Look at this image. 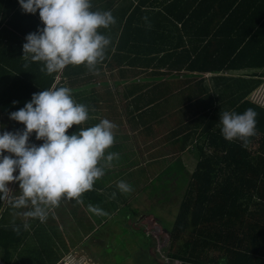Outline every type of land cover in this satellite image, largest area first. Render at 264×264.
<instances>
[{"label": "trees", "instance_id": "1", "mask_svg": "<svg viewBox=\"0 0 264 264\" xmlns=\"http://www.w3.org/2000/svg\"><path fill=\"white\" fill-rule=\"evenodd\" d=\"M127 19L128 17L114 51V42L110 39L104 59L97 63L95 70L90 71L83 64H69L60 72L47 74L46 71H41L43 62H34L30 55H23L22 46L26 43V35L36 32L38 27L43 28L39 10L34 14L26 13L18 0H0V134L7 127L11 128V132L21 130L22 123L10 119L9 113L24 107L33 93L46 90L53 84L56 87H68L77 103L89 106L91 102L95 107L98 100L96 97L99 95L95 91L96 79L101 75L99 71L102 66L110 71L115 67L119 70L135 68L138 67L137 64L145 65L139 66L144 68L154 66L155 70L163 68L166 74L175 76L170 78L173 83L182 68L190 71L193 68L214 72L221 70L224 63L204 61L199 64L187 61L186 58L189 60L190 55L177 56L175 47L169 48L155 64L138 63V59L150 54H153V59L149 57V60L155 61L160 49L152 48L151 51L154 52L150 51L146 55L144 47L139 49V45L135 43L141 41L139 37H132L130 47L128 30L125 28ZM112 30L113 25H110L106 29H98V32L107 37ZM243 38L240 37L236 44L245 45L237 53V57H233L228 63L227 69L262 68L263 61L251 60V57L246 56V49L250 44ZM254 76L215 77L210 79L213 84L211 88L201 79L196 86L191 87L195 93H189L183 99L186 100L184 114L188 113L190 117H186L180 132L186 130L185 140L194 139V146L189 150L194 157V169L189 173L190 179L171 229L166 232V263L168 260L178 261L180 264H264V108L246 99L260 85V77L264 78V72ZM191 81L180 83L191 84ZM167 85V96H171L169 92L175 87ZM141 86L130 87L127 95H132V101L152 104L154 98H146L140 92ZM212 89L214 92H210ZM253 98L259 100L258 95L252 96ZM13 101L17 103L13 104ZM248 108L254 109L258 114L255 135L248 139L246 145L238 139L231 142L225 140L221 134V114L224 111L242 114ZM89 111L88 108V114ZM138 111L140 113L143 110L140 107ZM81 128H84L82 124L73 125L67 130V134ZM2 155L10 153L4 152ZM174 162L180 163L181 168L185 169L183 160ZM109 195L112 198L107 205L116 207L114 198L117 193L115 196ZM3 202L0 200V249L4 246L7 249L12 242L14 245L20 244L25 238L26 229L16 222L14 225L19 228V232L13 231V225L6 220L10 204L4 205ZM196 234L198 237H195ZM208 248L222 251V256L217 259L209 255L205 257Z\"/></svg>", "mask_w": 264, "mask_h": 264}, {"label": "crops", "instance_id": "2", "mask_svg": "<svg viewBox=\"0 0 264 264\" xmlns=\"http://www.w3.org/2000/svg\"><path fill=\"white\" fill-rule=\"evenodd\" d=\"M103 1L105 0H97L95 3H92L90 0L91 10L94 11L97 5L100 6L104 3ZM107 11H110L115 18V23L112 24L113 30L107 35L114 42L112 51H114V46L119 40L126 17L128 19L125 28L128 30L127 39L130 40L128 41L130 47H132L131 43H133L131 41L132 37H139L141 41H135V43L139 45V49L144 47L146 55L152 48L160 49L155 61L151 62L149 60V57H153V54H150V56L138 59V63H144L146 65L148 63H150L149 65L155 64L172 47H175L177 56L183 57L184 55H190L191 58L188 60L187 57V61L199 62V64L204 61L224 63L223 66L221 64L222 68L218 72L209 70L202 71L195 68L190 71L182 68V70L178 71V75L176 74L177 80H174L175 83L173 81L169 83L168 81V79L174 78L175 76L166 74V70H163V68L155 70L154 66L144 68L139 66L145 65L137 64L138 67L122 68L120 70L115 67L111 73L114 74L116 72L117 77L113 80L110 77L112 74L106 75L105 72L103 74V71H99L101 77L104 75V78L100 80L101 82H99L98 78L96 79L95 91L99 93L103 89L109 92L112 86L116 89L119 88V91L116 90L115 92L114 89L111 90L112 93L107 95H97L96 98L98 100L95 103V107L91 105V102L89 106L86 105L90 109V114H88L89 119L82 124V127L94 126L102 119H110V121L116 122L118 127L113 130L114 143L106 150L105 154L107 155L109 152L118 153L119 158H122L125 157V152L128 151L126 161L124 163L122 162V165H126L131 157L136 156V149L140 146L136 142V137L142 134L144 136L142 143V149L145 147L144 155L152 157L153 160L144 163V166H140L139 168L147 167L146 176L150 178L151 176L149 175H153L157 178L158 174L162 172V168L167 167V160H178L180 157L184 158V153L182 152L177 151L173 153L171 144L174 142L177 144L178 136L185 135L186 130H182L180 134H173L174 130L166 128V124L168 121V113H172L173 109H177V112L180 109L182 110L186 101H183L184 97L189 93H195L191 87L196 86V83L201 79L211 88L213 84L210 79L215 77L254 78V75L258 76L259 73L264 72V65L259 69H227L228 63L233 60V57H237V53L245 45L242 43L240 45L236 44L240 37H244L243 39L248 40L250 44V47L246 49V56L251 57V60L263 61L264 63V0H116L115 2H111V6ZM123 14H125L124 17H121ZM260 79H262L261 83H263L264 78L260 77ZM189 80H192L191 84L188 82L180 83L181 81ZM167 84L175 87L169 93H174L175 97L182 100L180 103L167 101V97L163 99L168 93ZM140 85H142L140 92H143L146 98H154L152 104H145V101H132V95H127L130 87ZM189 88H191V92ZM255 90L250 92V94ZM210 92H214V90L212 89ZM117 93L121 94V101L126 103V107L130 109L127 112L128 115L122 109L118 108L122 104L121 102L117 108L115 107L119 110L118 112L111 110L105 113L101 111L100 105L102 102L109 109H111L110 107H114L112 105L114 101L116 102L115 98ZM260 94L258 93L259 98L261 96ZM246 99L249 100L248 98ZM136 107L139 109L141 107L143 111L139 113V109L137 110ZM112 113L116 115L111 116ZM181 114V117L174 118L175 125L183 124L186 120L184 113ZM42 143L43 141L40 142V144ZM35 145H38V142ZM127 145L133 146L134 149L127 148ZM178 147L181 148V145ZM142 149L140 148L141 152ZM188 153L191 152L188 151ZM111 163L105 164L104 161H101V165L104 167V175L95 181L92 190L82 194L81 199L86 204L89 201L98 200L101 196L104 198V192L106 191H110L112 195L114 193L113 191L117 189L116 184L119 181H124L130 185H132L131 182H137L138 180L142 182L143 175L138 179H134L136 169L134 170L133 168L128 171V165H126L122 174L121 172L117 174L116 170L119 169L116 166L121 165L119 164L121 162ZM182 163L184 168H186L185 163ZM110 166L114 167L110 169ZM18 195L16 194L15 196ZM107 197L108 199L112 198L110 195ZM64 200L61 199V201ZM7 203L5 201L3 202L4 205H7ZM69 203H72L71 200H69ZM8 204L11 205V203ZM27 209H31V205L25 208V210L23 208H19L18 210L20 212H27ZM19 215L7 212L6 220L10 225L18 222L17 224L25 227V238L18 245H14L12 242L7 249H5V246L0 249V264H72V262H68L67 260V255L72 250L66 252L65 248H63L62 250L65 252V255L57 258L53 248L46 250L45 243L34 240L29 246L28 238L32 234L31 237L36 235L34 231L36 224L33 219L26 220L28 217L22 214L21 218L18 217ZM94 216L97 215L94 214ZM99 216L101 217V215ZM12 218L15 221L10 223L9 221ZM104 220L103 215L101 219H97V223L103 222ZM29 226L30 230H28ZM19 238L17 237V239ZM40 247L45 252H32L33 249H39ZM166 264L169 263L167 262ZM177 264H180V262L177 261Z\"/></svg>", "mask_w": 264, "mask_h": 264}, {"label": "clouds", "instance_id": "3", "mask_svg": "<svg viewBox=\"0 0 264 264\" xmlns=\"http://www.w3.org/2000/svg\"><path fill=\"white\" fill-rule=\"evenodd\" d=\"M26 13H36L43 28L26 35L23 55L34 62H43L41 71L52 74L69 64L85 65L95 70L104 59L110 39L98 32L115 23L110 11H92L90 0H18ZM17 103L16 101L12 102ZM257 112L246 109L242 114L224 111L220 116L221 134L231 142L244 145L256 133ZM9 118L24 125L23 130L0 134V200L13 208L31 210L23 215L45 221L50 208L58 207L61 199H74L82 204V194L93 188L104 175L105 164L119 159L109 152L114 143L116 125L102 119L94 126L81 128L72 134L67 130L89 119L86 105L77 103L68 87H56L33 93L24 107L9 113ZM35 132L39 146L29 143ZM4 152L13 154L2 155ZM18 170V175H13ZM19 182V195L11 196L8 182ZM121 193L131 192L124 181L117 185ZM115 196V193H113ZM95 215H107L99 206L89 204ZM13 231L19 228L13 225Z\"/></svg>", "mask_w": 264, "mask_h": 264}, {"label": "rangeland", "instance_id": "4", "mask_svg": "<svg viewBox=\"0 0 264 264\" xmlns=\"http://www.w3.org/2000/svg\"><path fill=\"white\" fill-rule=\"evenodd\" d=\"M91 1L95 3L97 0ZM105 1H103L104 3L102 5H97L94 11H107L111 6V2H115L116 0ZM100 71H103V74L105 72L106 75H110L114 69L110 71L107 67L102 66V70ZM103 76L101 77L100 75L97 77L99 82H101V79L103 80ZM110 77L112 80L116 78V72ZM168 81L170 82V79ZM110 89H115V92L116 90L119 91V88L116 89L114 86L110 87ZM258 93H261V96L258 101H255L254 98L252 99V96L258 95ZM169 94L171 96H167V101L178 103L182 101L175 97L174 93ZM99 95H107L106 90L101 89ZM120 97L121 94L117 93L115 98L116 102H113L112 106L114 107H110L111 109L102 102L100 105L101 111L105 113L111 110L118 112L119 110L116 108L121 102L122 104L118 108L127 113L130 109L126 107V103H123ZM247 98L249 101L264 108V81ZM167 107L170 108L169 105ZM172 111V113H168L166 128L174 130L176 134H180L182 124L175 125L174 118L181 117V113H184V108L178 110L180 113L177 112V109H173ZM113 115L115 116L116 114L112 113L111 116ZM188 116V113L184 114V117ZM108 120L110 121V119ZM110 122L116 125V122ZM23 128L24 125L22 124L21 130ZM10 129L8 127L4 128L3 132L10 131ZM143 138L144 136L142 134L136 137V142L140 146L136 149V154L134 153L136 156L131 157L126 164L132 167L129 168L127 166L128 171L133 168L134 170L136 169L134 179H138L143 175L142 182L140 180L131 182L133 190L129 193H121L117 187L118 184H116L118 190L114 188L115 190L113 191L117 193V197L114 198L116 207L107 205V202L110 200L107 197L111 194L110 191L104 192V198L101 196L98 200L89 201L87 204L85 202L78 204L74 199L60 201L58 207L48 210V216L45 221L41 222L38 218L31 217L26 219H33L36 224L34 230L36 235L31 237L32 234L28 238L29 246L32 244V241L38 240L45 243L46 250L53 248L57 258L65 255V252L62 250L63 248H65L66 252L72 250L67 255L68 262H72V264H166L165 248L168 244V235L166 232H169L171 229L178 205L182 201L185 188L190 179L189 173L194 169V157L191 153H188L194 146V139L191 138L189 140L186 138L185 140V135H182L178 136L177 144L176 142L171 144L173 153L177 151L184 153V158L180 157V159L185 163V169L181 168L180 163H173L175 159H169L167 160V167L162 168L161 176L159 175L158 178H155L153 175H149L151 177L148 178L146 176L147 167L139 168L140 166H144V163L153 160L152 157L144 155L145 147L142 149ZM41 141L36 139L35 132L29 136L30 144H36L38 142L37 146H39ZM180 145L181 148L178 147ZM127 148L134 149L130 145H127ZM188 148L189 150H187ZM127 152H125V157L114 159L111 163L121 162L119 163L121 165L116 166L119 169L116 170L117 174L119 172L122 174L126 168V165H122V162L124 163L126 161ZM113 167L110 166V169ZM13 175H18V170ZM7 187L12 190L11 196L15 197L16 194H19V182H8ZM69 200H71V204ZM89 204L99 206L107 213V215H104L105 220L103 222L97 223V219H101L103 215L100 217L99 215L94 216L93 213H90L87 210ZM250 208L252 209L253 207ZM23 209L25 210V208ZM29 210L31 209H27V211ZM9 212L20 214L18 217L21 218L22 214L25 213V211L20 212V210L13 208L12 205H10ZM14 221L15 219L12 218L9 222L13 223ZM28 230H30V226ZM195 237H198V234ZM38 251L45 252L41 247L32 250L33 253ZM207 255L217 259L222 256V251L208 248L205 251V257ZM171 262L169 261L168 263L177 264L176 262Z\"/></svg>", "mask_w": 264, "mask_h": 264}, {"label": "built area", "instance_id": "5", "mask_svg": "<svg viewBox=\"0 0 264 264\" xmlns=\"http://www.w3.org/2000/svg\"><path fill=\"white\" fill-rule=\"evenodd\" d=\"M177 263V262H176Z\"/></svg>", "mask_w": 264, "mask_h": 264}]
</instances>
